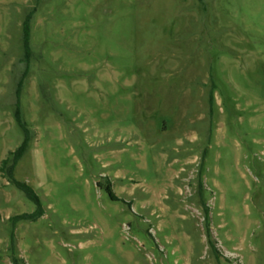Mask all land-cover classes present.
<instances>
[{
	"label": "rangeland",
	"instance_id": "1",
	"mask_svg": "<svg viewBox=\"0 0 264 264\" xmlns=\"http://www.w3.org/2000/svg\"><path fill=\"white\" fill-rule=\"evenodd\" d=\"M18 102L0 264H264V0H0V166Z\"/></svg>",
	"mask_w": 264,
	"mask_h": 264
},
{
	"label": "trees",
	"instance_id": "2",
	"mask_svg": "<svg viewBox=\"0 0 264 264\" xmlns=\"http://www.w3.org/2000/svg\"><path fill=\"white\" fill-rule=\"evenodd\" d=\"M29 34H30V20L24 26L26 60L27 61H29V53H30ZM19 94H20V91H18V98L20 97ZM15 118L17 119V123L19 124V126L22 128L24 132V140L15 151L9 152L8 156L2 160V163L0 166V172L4 177L8 178L9 181L13 183L18 189L23 191L24 194L27 195V197L36 205V208H37L34 216H31L28 214H22V215H16L12 217L11 219L16 222L22 219H29L31 217H40L41 215H43V208H42L40 197L37 195L35 190H33L32 187H30L26 182L19 181L15 178V170L18 166V163L26 155L29 149L28 130L26 128L25 122L22 120L19 102L17 103V107L15 111ZM107 190L110 193V195L114 197L112 188L110 187V185L107 186ZM23 263H24V259H22L21 257L19 258L18 255H16L15 246L14 244H12L11 264H23Z\"/></svg>",
	"mask_w": 264,
	"mask_h": 264
},
{
	"label": "flooded vegetation",
	"instance_id": "3",
	"mask_svg": "<svg viewBox=\"0 0 264 264\" xmlns=\"http://www.w3.org/2000/svg\"><path fill=\"white\" fill-rule=\"evenodd\" d=\"M31 19V18H30ZM24 26H25V22L23 23V32H24Z\"/></svg>",
	"mask_w": 264,
	"mask_h": 264
}]
</instances>
